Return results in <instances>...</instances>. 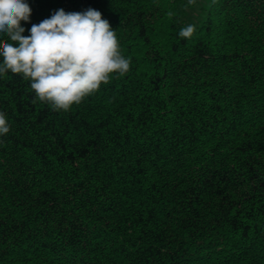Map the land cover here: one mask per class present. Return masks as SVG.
I'll return each mask as SVG.
<instances>
[{
    "label": "trees",
    "instance_id": "obj_1",
    "mask_svg": "<svg viewBox=\"0 0 264 264\" xmlns=\"http://www.w3.org/2000/svg\"><path fill=\"white\" fill-rule=\"evenodd\" d=\"M26 2L24 36L99 10L130 70L68 111L0 76V264H264V0L190 39L182 0Z\"/></svg>",
    "mask_w": 264,
    "mask_h": 264
},
{
    "label": "clouds",
    "instance_id": "obj_2",
    "mask_svg": "<svg viewBox=\"0 0 264 264\" xmlns=\"http://www.w3.org/2000/svg\"><path fill=\"white\" fill-rule=\"evenodd\" d=\"M31 13L26 0H0V76L22 75L36 99L53 110L68 111L110 83L113 74L129 72L130 60L121 54L116 32L99 10L58 9L32 24L30 35L24 36L21 21L29 22ZM194 31L195 26L188 25L178 35L190 39ZM9 130L6 114L0 112V135Z\"/></svg>",
    "mask_w": 264,
    "mask_h": 264
},
{
    "label": "rangeland",
    "instance_id": "obj_3",
    "mask_svg": "<svg viewBox=\"0 0 264 264\" xmlns=\"http://www.w3.org/2000/svg\"><path fill=\"white\" fill-rule=\"evenodd\" d=\"M186 5L183 6L185 24H198L204 17L205 10L210 0H195V3L189 4L188 0H182Z\"/></svg>",
    "mask_w": 264,
    "mask_h": 264
}]
</instances>
